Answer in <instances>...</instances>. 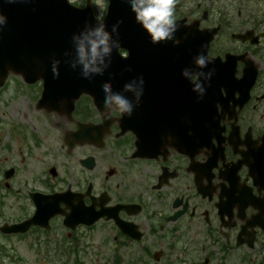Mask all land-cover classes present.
I'll use <instances>...</instances> for the list:
<instances>
[{
	"label": "flooded vegetation",
	"instance_id": "af4514ba",
	"mask_svg": "<svg viewBox=\"0 0 264 264\" xmlns=\"http://www.w3.org/2000/svg\"><path fill=\"white\" fill-rule=\"evenodd\" d=\"M88 2L104 17L108 0L76 5ZM13 5L0 1L3 10ZM175 20L178 45H154L135 27V72L125 67L112 81L122 91L144 79L130 118L106 120L89 96L73 110L61 96L60 108L46 110L42 82L7 78L0 257L10 264H264V0H176ZM201 51L213 58L204 71L214 75L198 101L181 72L199 71L193 60Z\"/></svg>",
	"mask_w": 264,
	"mask_h": 264
},
{
	"label": "water",
	"instance_id": "95a60500",
	"mask_svg": "<svg viewBox=\"0 0 264 264\" xmlns=\"http://www.w3.org/2000/svg\"><path fill=\"white\" fill-rule=\"evenodd\" d=\"M109 9L105 20L107 29L110 31L117 23L121 26L119 32L113 34V40L119 37L122 44L133 48L131 15L134 14L121 0H111ZM1 10L7 24L0 31V86L9 72L14 71L22 72L29 83L43 79L45 95L49 92L55 96L66 94L74 101L83 93L95 96L96 90L100 94L102 84L96 81L102 76L91 80L82 78L79 67L75 70L71 67L72 57L65 56L66 52H73V34L81 31L85 24H95L90 9L79 11L67 0H18L16 6L5 10L0 6ZM53 60L60 61L59 77L53 75ZM112 60H117L116 53Z\"/></svg>",
	"mask_w": 264,
	"mask_h": 264
},
{
	"label": "clouds",
	"instance_id": "9594fccd",
	"mask_svg": "<svg viewBox=\"0 0 264 264\" xmlns=\"http://www.w3.org/2000/svg\"><path fill=\"white\" fill-rule=\"evenodd\" d=\"M8 4H15L18 0H5ZM122 3L134 14L135 22L146 32L150 42L154 45L162 42L179 44L175 39L177 24L175 20L176 0H121ZM95 24H85L84 28L71 38L73 52H66L65 56H71L73 70L79 67L80 75L86 80L97 76H103L109 67V61L114 51L119 46L113 40V34L119 29V24H114L109 31L102 14L94 16ZM7 24V17L0 12V31ZM213 58L203 51L198 53L193 60L196 69L193 71L185 68L181 76L190 82L192 92L197 99L202 100L206 95V85L210 84L214 70L204 69L212 64ZM60 61L53 60L52 72L59 77ZM133 93V99H129L124 93ZM144 92V79L142 76L132 79L124 84L122 91L116 92L111 84L105 83L100 88L102 97L101 107L106 120L114 114L131 117L134 108L139 106ZM171 140V137H169ZM0 264H10L7 257H0Z\"/></svg>",
	"mask_w": 264,
	"mask_h": 264
},
{
	"label": "rangeland",
	"instance_id": "374dc122",
	"mask_svg": "<svg viewBox=\"0 0 264 264\" xmlns=\"http://www.w3.org/2000/svg\"><path fill=\"white\" fill-rule=\"evenodd\" d=\"M102 2H103V0H98V4H102ZM15 86V84L14 83H12L9 87H8V89L6 90V92L4 93V96L5 97H10V95H12V91H13V87ZM16 102H17V104L19 103V102H21V100L20 99H18V100H16ZM161 262H163V263H167L168 261H169V258L167 257V258H161V260H160ZM154 262V261H153ZM152 262V263H153ZM175 264H183V262L184 261H181V260H179V262H176V261H173ZM85 264H92V263H85Z\"/></svg>",
	"mask_w": 264,
	"mask_h": 264
}]
</instances>
